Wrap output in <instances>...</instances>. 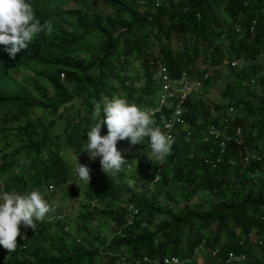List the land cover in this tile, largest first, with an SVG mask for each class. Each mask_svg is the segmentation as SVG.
<instances>
[{
    "label": "trees",
    "instance_id": "16d2710c",
    "mask_svg": "<svg viewBox=\"0 0 264 264\" xmlns=\"http://www.w3.org/2000/svg\"><path fill=\"white\" fill-rule=\"evenodd\" d=\"M28 2L51 29L14 59L0 49L5 191L37 190L50 202V186L72 177L69 153L79 159L87 153L88 128L102 119L93 115L94 105L118 97L141 109L156 107L159 63L173 80L184 73L197 79L205 93L221 68L230 73L217 101L200 92L186 100L169 154L142 170L149 182L158 176L153 189L143 186L130 196L126 166L107 176L93 163L74 232L60 222L37 223L31 234L19 228L16 250L0 255V264H124L122 258L163 264L167 256L182 264H222L230 253L264 264V0ZM175 105L153 121L163 133ZM229 108L236 113L226 123L221 115ZM211 126L231 138L224 152ZM131 149L149 153L147 138ZM78 195L68 192L71 199ZM129 203L139 215L124 227Z\"/></svg>",
    "mask_w": 264,
    "mask_h": 264
},
{
    "label": "clouds",
    "instance_id": "9594fccd",
    "mask_svg": "<svg viewBox=\"0 0 264 264\" xmlns=\"http://www.w3.org/2000/svg\"><path fill=\"white\" fill-rule=\"evenodd\" d=\"M142 11H144L143 8ZM50 29L51 25L47 21L41 23L35 18L32 6L28 0H0V49L5 46L3 50L9 58L14 59L18 52L25 49L33 41L34 36ZM235 64L237 65V63ZM161 66L165 65L159 63L157 71L154 73V80L159 85L161 83L155 77ZM168 74L170 76L169 70ZM162 87L161 85L159 97L163 93ZM101 114L102 119L94 122L88 128L86 143L83 145L82 150L87 152L84 154V159H79L72 152L69 153L67 162L73 168L72 177L65 184L50 186V202H45L37 190L25 192H17L15 190L5 191V184L0 180L1 252L5 250L8 256V251L9 253L15 251L19 228L25 233L31 234L37 228V223L49 222L54 224L60 222L67 231L73 233V230L76 229V223L73 220L79 212L80 204L84 203V194L86 192L84 190L89 188V169L93 163L101 165L102 171L107 176L109 173H118L122 168H125L123 166H126L128 183L134 189V192L130 196L141 192L143 186H147L149 190L153 189V185L155 184L149 182L147 176L135 180L133 175L135 173L128 174L135 161V159L134 161L132 159L133 152L131 146L142 144L144 139L147 138L148 148L150 149L149 153H145L147 157L151 161L153 159L163 161L170 152L175 136V127L173 138L171 139L159 127L153 126V120L149 112L118 97H113L102 105L100 103L95 104L93 115L101 116ZM102 126H106L107 132L105 135L101 132ZM21 154L20 157L24 158V152H21ZM73 156L79 160L77 165H73L70 161V158ZM153 181L158 183V176L154 177ZM130 182L133 183L131 184ZM71 188L77 189L79 192V195L75 199L68 197V192ZM56 194L60 196L58 204H54ZM81 196L83 200L78 205V210L72 211V209H66L68 205L75 203ZM65 198L68 199L65 201V205H63ZM127 211V221L124 227H130L133 224L134 218L139 215V209L133 203L128 204ZM71 223H74V225ZM22 238L25 240L27 236L23 235ZM22 248L26 249V246L23 245ZM144 261L149 262L147 258H144ZM155 261L157 260H154V263ZM122 262L125 264L126 259L122 258ZM137 263H140V260ZM204 263V260L201 259L198 264Z\"/></svg>",
    "mask_w": 264,
    "mask_h": 264
},
{
    "label": "built area",
    "instance_id": "2783aa9c",
    "mask_svg": "<svg viewBox=\"0 0 264 264\" xmlns=\"http://www.w3.org/2000/svg\"><path fill=\"white\" fill-rule=\"evenodd\" d=\"M204 69L205 68H203V70ZM208 77L209 76L206 75L204 80L208 79ZM155 78L163 86V93L159 106L155 109L147 110V112H149L151 114V118L155 120L157 115L162 113L163 108L169 106L170 102H177V106L174 110V113L172 114V118L171 120L166 122L165 125H167V127L164 128V134L172 139L174 127L177 124L183 123V105L185 104L189 96L200 91L202 85L196 79L191 78L187 73H184L179 80H172L165 66L160 67L159 72L157 73ZM235 113L236 110L234 108H229L226 113V117L223 118V115H221V118L224 122L227 123L230 119L234 118ZM238 133H240V130L238 131ZM209 134L220 141L222 152H224L226 141H229L231 138H222L214 126H211L209 128ZM246 160L248 161L249 158L247 157ZM217 161L220 162V159H218ZM231 163L234 164L233 161H231ZM217 254L218 250L211 252L212 257L214 258H216ZM247 262L248 259L246 255L237 253H230L224 260H220V263L222 264H248ZM155 263L158 264L157 261H155ZM163 264H182V262L177 257H165L163 260Z\"/></svg>",
    "mask_w": 264,
    "mask_h": 264
},
{
    "label": "rangeland",
    "instance_id": "374dc122",
    "mask_svg": "<svg viewBox=\"0 0 264 264\" xmlns=\"http://www.w3.org/2000/svg\"><path fill=\"white\" fill-rule=\"evenodd\" d=\"M237 66L233 65V67H235V68ZM229 73L230 72L228 71V68L226 66L224 68H221L220 77H216L214 85L211 87L210 91L205 93V92H203L204 90L200 89L202 91V92L200 91L201 95H203L206 99L211 100V102L217 101L221 97V91L220 90H221V87H222L224 81L227 79V76H229ZM132 159H133V161L135 159V161L132 165L133 166L132 169L129 170L128 174L129 175L132 173L138 174L139 170H141V172H140V178H141L144 174L142 170L144 169L145 166H147L149 164V162H151V160L147 157V155L145 153H141V152H138V153L133 152L132 153ZM70 161L73 165H77L79 163L78 158H76L75 156L70 158ZM91 173H92V171L89 169V177H90ZM130 183L132 184L133 182H130ZM0 189H1V186H0ZM59 197H60L59 194L55 195L54 204L59 203ZM82 200H83V197L81 196L78 198V200L75 203H71L70 205H68L66 209H72V211L78 210V205L80 204V202H82ZM61 208H63V207H61ZM61 208H59V209H61ZM66 212H67V210H66ZM71 224L74 225V223H71ZM0 255L2 257H5V256H7V252L5 250H3L2 252L0 251Z\"/></svg>",
    "mask_w": 264,
    "mask_h": 264
},
{
    "label": "bare ground",
    "instance_id": "6f19581e",
    "mask_svg": "<svg viewBox=\"0 0 264 264\" xmlns=\"http://www.w3.org/2000/svg\"><path fill=\"white\" fill-rule=\"evenodd\" d=\"M189 97H190V96H189ZM189 97H188V98H189ZM188 98H187V99H188ZM160 100H161V96L158 98L157 106L154 107V108H152V109H155V108H157V107L159 106ZM174 102H176V101H174ZM170 103H171V102H170ZM169 105H170V104H169ZM176 106H177V102H176L175 108H176ZM183 106H184V105H183ZM167 107H169V106H167ZM165 108H166V107L163 108V111H164ZM175 108L173 109V113H174ZM152 109L149 108V109H143V110H146V111H147V110H152ZM163 111H162V113H163ZM162 113H160V114H162ZM173 113H172V114H173ZM160 114H158V115H160ZM158 115H157V116H158ZM156 118H157V117H156ZM171 118H172V117H171ZM152 120H153V119H152ZM169 120H171V119H169ZM169 120H168V121H169ZM153 121H156V119L153 120ZM165 124H166V123H165ZM165 124H164V128H165ZM164 130H165V129H164ZM152 183L157 184L156 181H152Z\"/></svg>",
    "mask_w": 264,
    "mask_h": 264
}]
</instances>
